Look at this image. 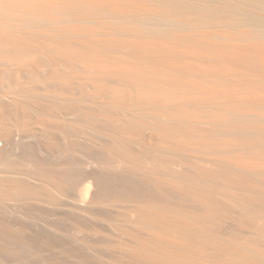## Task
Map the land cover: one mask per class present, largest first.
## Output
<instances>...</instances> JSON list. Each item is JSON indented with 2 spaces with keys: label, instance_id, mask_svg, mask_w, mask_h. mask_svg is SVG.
I'll list each match as a JSON object with an SVG mask.
<instances>
[{
  "label": "bare ground",
  "instance_id": "1",
  "mask_svg": "<svg viewBox=\"0 0 264 264\" xmlns=\"http://www.w3.org/2000/svg\"><path fill=\"white\" fill-rule=\"evenodd\" d=\"M46 246L264 264V0H0V262Z\"/></svg>",
  "mask_w": 264,
  "mask_h": 264
},
{
  "label": "rangeland",
  "instance_id": "2",
  "mask_svg": "<svg viewBox=\"0 0 264 264\" xmlns=\"http://www.w3.org/2000/svg\"><path fill=\"white\" fill-rule=\"evenodd\" d=\"M60 223L61 224H64V221L63 220H61L60 221ZM45 225V224H44ZM65 227H67V228H70L71 227V224L70 223H65ZM32 228L33 229H35V230H38V227L36 226V225H33L32 226ZM68 241L70 242V244L72 245V246H77V243H75V242H73V240L71 239V238H69L68 237ZM44 252H42V253H40V254H36V255H33L31 258L27 255V259H28V262L30 261L31 262V260L30 259H32V261H33V263L32 264H46V261H45V259H46V257L49 255V251H48V246H46L45 248H44ZM21 256V257H20ZM23 256L21 255V254H19V257H15V258H12V263L11 264H28V262L25 260V259H23L22 258ZM17 258V259H16ZM14 259V260H13ZM16 259V260H15ZM19 259V260H18ZM21 260V261H20ZM0 264H5V263H1L0 262ZM10 264V263H9Z\"/></svg>",
  "mask_w": 264,
  "mask_h": 264
}]
</instances>
